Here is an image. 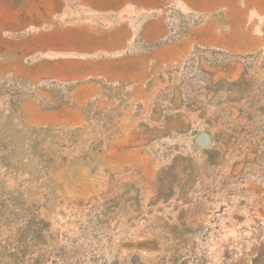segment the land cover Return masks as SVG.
I'll list each match as a JSON object with an SVG mask.
<instances>
[{"label":"rangeland","instance_id":"rangeland-1","mask_svg":"<svg viewBox=\"0 0 264 264\" xmlns=\"http://www.w3.org/2000/svg\"><path fill=\"white\" fill-rule=\"evenodd\" d=\"M107 1L0 0V264H264V0Z\"/></svg>","mask_w":264,"mask_h":264},{"label":"crops","instance_id":"crops-1","mask_svg":"<svg viewBox=\"0 0 264 264\" xmlns=\"http://www.w3.org/2000/svg\"><path fill=\"white\" fill-rule=\"evenodd\" d=\"M167 0H109L106 3L107 9H119L124 5H132L135 8H143V9H151L158 8L163 6ZM93 7V6H92ZM95 8H99L100 6H94ZM103 7V8H106ZM106 37L103 39H96L94 36H90L88 40H90L91 44L85 45L82 44L80 50L83 52H93L95 50H106V51H115L121 49L124 45L127 37L126 33H119L116 31H108ZM76 47L73 46V49Z\"/></svg>","mask_w":264,"mask_h":264}]
</instances>
